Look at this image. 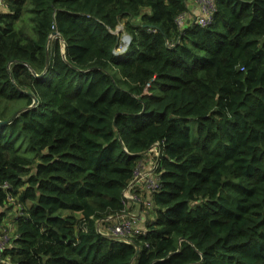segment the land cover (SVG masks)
I'll return each instance as SVG.
<instances>
[{"label":"trees","instance_id":"obj_1","mask_svg":"<svg viewBox=\"0 0 264 264\" xmlns=\"http://www.w3.org/2000/svg\"><path fill=\"white\" fill-rule=\"evenodd\" d=\"M4 1L0 264H264V0ZM157 141L144 231H98Z\"/></svg>","mask_w":264,"mask_h":264},{"label":"built area","instance_id":"obj_2","mask_svg":"<svg viewBox=\"0 0 264 264\" xmlns=\"http://www.w3.org/2000/svg\"><path fill=\"white\" fill-rule=\"evenodd\" d=\"M3 1L4 0H0V2ZM195 2L198 14H189L188 11L180 14L176 18V22L180 27H184L191 22L200 26H207L213 21L214 13L217 8L216 0H195ZM160 149L161 142L157 141L146 151L145 158L139 161L135 168L133 178L123 191L125 210L117 214L119 219L110 227L100 228L98 224V231L107 235L113 234L117 238L125 240H127L131 234L144 231V229L139 227L141 210H137L136 213H133L132 211L134 210H132L130 206L134 202L139 204L140 209V204L143 199H145L144 191L147 190L152 194L160 189L161 179L157 171L161 154ZM3 186L7 187L8 185L4 184ZM146 202L149 203V199H146ZM7 223L0 229V255L12 239L13 231Z\"/></svg>","mask_w":264,"mask_h":264},{"label":"rangeland","instance_id":"obj_3","mask_svg":"<svg viewBox=\"0 0 264 264\" xmlns=\"http://www.w3.org/2000/svg\"><path fill=\"white\" fill-rule=\"evenodd\" d=\"M0 7H1V9L3 8V7H5L6 8V5H5V3L4 2H0ZM123 26H124V23L122 22L120 25H118V27H117V29L116 30H119V33H121V36H120V40H121V43H120V45H119V47L116 49V53H119V52H125L126 51V49L124 48V41H123V34H124V32L122 33V31H123ZM194 132H195V127H192V133L194 134ZM119 218H118V216H115V217H109L107 220H110V222H111V225L113 224V223H115L117 220H118ZM102 222L103 221H100L99 223L101 224V226L102 227H109V226H111V225H108V226H105V225H103L102 224ZM10 227H11V229H12V231H14V225L10 222H8L7 223ZM13 235V234H12Z\"/></svg>","mask_w":264,"mask_h":264},{"label":"water","instance_id":"obj_4","mask_svg":"<svg viewBox=\"0 0 264 264\" xmlns=\"http://www.w3.org/2000/svg\"><path fill=\"white\" fill-rule=\"evenodd\" d=\"M116 33H119V30H117V31H115ZM56 35H59V32L57 31V30H54L53 32H52V34H51V37L52 36H56ZM127 39L128 40V42H127V44L124 46V48L126 49V48H128V45L130 44V42H131V37L128 35V34H126V33H124L123 34V40L124 39ZM65 52V46H63V53ZM114 52L116 53V51L114 50ZM119 53H122V52H119ZM38 103V99L36 98V97H33V102H32V104L30 105V106H28L26 109H28V108H31L32 106H35L36 104ZM22 110H18L8 121H2V120H0V122H10L18 113H20ZM146 153V151H144L143 152V154H145ZM110 236H113V237H116L115 235H113V234H111ZM140 251V246L138 245V244H136V252L138 253Z\"/></svg>","mask_w":264,"mask_h":264},{"label":"crops","instance_id":"obj_5","mask_svg":"<svg viewBox=\"0 0 264 264\" xmlns=\"http://www.w3.org/2000/svg\"><path fill=\"white\" fill-rule=\"evenodd\" d=\"M4 2V1H3ZM187 5H188V12H189V14H194V13H196V14H198V9H197V7H196V2H195V0H187ZM6 8L5 7H3L2 9H1V7H0V11L1 10H5ZM151 194L147 191V190H145L144 191V198H146V199H149ZM132 210H134V211H132L133 213H136L137 212V210H140L139 209V206L137 205V206H135V207H133L132 208ZM112 217V216H111ZM109 218V217H108ZM141 219H142V215H141ZM143 219H144V217H143ZM143 219H142V221H143ZM141 221V220H140ZM141 221V222H142ZM144 224V223H143ZM100 226H101V224H100ZM110 227V226H109ZM139 227L141 228V229H144V228H142V225H141V223L139 224Z\"/></svg>","mask_w":264,"mask_h":264},{"label":"bare ground","instance_id":"obj_6","mask_svg":"<svg viewBox=\"0 0 264 264\" xmlns=\"http://www.w3.org/2000/svg\"><path fill=\"white\" fill-rule=\"evenodd\" d=\"M124 46L127 44L128 40L125 38L124 40Z\"/></svg>","mask_w":264,"mask_h":264}]
</instances>
